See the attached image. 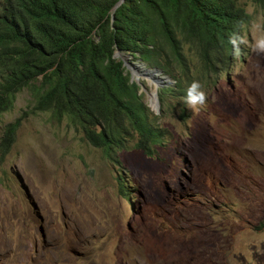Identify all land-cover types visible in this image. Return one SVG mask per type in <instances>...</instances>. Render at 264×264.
<instances>
[{
	"label": "rangeland",
	"instance_id": "obj_1",
	"mask_svg": "<svg viewBox=\"0 0 264 264\" xmlns=\"http://www.w3.org/2000/svg\"><path fill=\"white\" fill-rule=\"evenodd\" d=\"M240 1L245 58L203 79V106L162 101L163 84L134 71L164 129L156 157L132 142L109 160L67 118L33 112L30 88L18 93L0 120V142L21 121L0 153V264H264V6Z\"/></svg>",
	"mask_w": 264,
	"mask_h": 264
},
{
	"label": "trees",
	"instance_id": "obj_2",
	"mask_svg": "<svg viewBox=\"0 0 264 264\" xmlns=\"http://www.w3.org/2000/svg\"><path fill=\"white\" fill-rule=\"evenodd\" d=\"M0 0V120L24 88L33 112L67 118L109 160L134 146L157 156L164 142L160 117L143 100L130 61L162 71L175 85L160 96L186 97L193 81L218 79L238 58L233 35L243 40L251 14L240 0ZM264 6V0H254ZM203 85V84H202ZM20 119L0 142L6 157ZM121 180V179H120ZM124 196L129 189L120 182Z\"/></svg>",
	"mask_w": 264,
	"mask_h": 264
},
{
	"label": "clouds",
	"instance_id": "obj_3",
	"mask_svg": "<svg viewBox=\"0 0 264 264\" xmlns=\"http://www.w3.org/2000/svg\"><path fill=\"white\" fill-rule=\"evenodd\" d=\"M231 43L234 47V53L239 54L240 45L244 41L237 35H233L231 38ZM254 51L258 53H264V37L257 40ZM208 99V93L205 91L204 86L199 81H193L186 92L185 104L189 108H195L196 106H203Z\"/></svg>",
	"mask_w": 264,
	"mask_h": 264
},
{
	"label": "water",
	"instance_id": "obj_4",
	"mask_svg": "<svg viewBox=\"0 0 264 264\" xmlns=\"http://www.w3.org/2000/svg\"><path fill=\"white\" fill-rule=\"evenodd\" d=\"M123 2V0H121L115 7L114 9H116L121 3ZM115 56H120L124 59V63L125 65L128 67V69H130L132 71V75L134 73V71L138 72L141 75H147L153 78V80H155L156 82L159 83V85H164L165 83V78L164 77H160L159 74L157 73H162V71L159 70H155V69H149L146 67V65L142 62L139 63H134V62H128L130 56L129 55H125L122 52H120L119 50L115 53ZM133 79V77H132Z\"/></svg>",
	"mask_w": 264,
	"mask_h": 264
},
{
	"label": "bare ground",
	"instance_id": "obj_5",
	"mask_svg": "<svg viewBox=\"0 0 264 264\" xmlns=\"http://www.w3.org/2000/svg\"><path fill=\"white\" fill-rule=\"evenodd\" d=\"M0 245H1V244H0ZM2 247H3V246H1V248H2ZM23 257H24V256H23ZM26 257H27V256H26ZM26 257H25V258H26ZM2 263H3V262H2Z\"/></svg>",
	"mask_w": 264,
	"mask_h": 264
}]
</instances>
